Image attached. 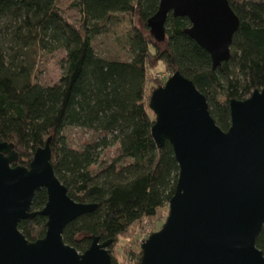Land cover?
Returning <instances> with one entry per match:
<instances>
[{"label": "trees", "instance_id": "1", "mask_svg": "<svg viewBox=\"0 0 264 264\" xmlns=\"http://www.w3.org/2000/svg\"><path fill=\"white\" fill-rule=\"evenodd\" d=\"M228 1L240 27L231 59L214 70L210 54L185 33L191 26L187 18L170 15L166 42L154 40L147 22L160 0H72L79 26L63 16L59 0H0V142L15 145L19 161L13 166L28 167L52 138L51 163L69 196L98 205L65 229V242L79 253L99 237L113 242V264H121L113 255L117 242L133 227L156 219L175 194L180 169L170 143L159 148L154 142L155 115L149 107V85L153 92L164 82L150 80V70L163 62L171 76L179 72L194 82L224 132L231 127V101L264 89V0ZM118 15L131 18L120 35L111 28ZM111 33L127 60L98 53L95 40ZM60 51L65 57L59 83H39V55ZM69 128L89 130L97 139L76 149L67 140ZM114 148L116 157L103 160ZM47 201L46 190L38 192L33 211H42ZM47 222L37 215L20 230L36 242L45 237ZM257 247L264 254V229ZM141 256L142 250L137 264Z\"/></svg>", "mask_w": 264, "mask_h": 264}, {"label": "water", "instance_id": "2", "mask_svg": "<svg viewBox=\"0 0 264 264\" xmlns=\"http://www.w3.org/2000/svg\"><path fill=\"white\" fill-rule=\"evenodd\" d=\"M170 15L187 18L185 33L206 50L216 70L231 59L240 20L228 0H160L147 22L163 44ZM152 137L159 148L173 147L179 166L169 216L142 245L141 264H264L257 240L264 229V89L230 103L231 127L221 130L206 97L181 73L154 90ZM50 138L28 167L15 145L0 142V264H113L110 247L94 237L79 253L64 240L66 227L98 205L74 201L51 163ZM46 190L42 211L36 194ZM37 215L48 219L43 239L30 242L20 230Z\"/></svg>", "mask_w": 264, "mask_h": 264}, {"label": "rangeland", "instance_id": "3", "mask_svg": "<svg viewBox=\"0 0 264 264\" xmlns=\"http://www.w3.org/2000/svg\"><path fill=\"white\" fill-rule=\"evenodd\" d=\"M71 2L72 0H59L58 6L63 16L68 21L76 26H79L80 14L77 10L71 7ZM116 19L119 20L117 22V25H112L111 28L113 33L115 31L120 35L124 33L125 30L129 27L131 18L126 15H118ZM135 25H137L140 30L145 31L144 24L139 20L136 19ZM114 38L115 37L112 33L105 36H99L94 42L98 53L108 59L127 60L128 54L118 48V45L115 42ZM64 57L65 53L62 51L53 55H39V61L36 69L37 80L39 81V83L46 86H53L59 83L63 74L61 62ZM149 76L150 80H163L164 84L171 77L169 72L166 71L163 62L159 63L155 70H150ZM150 90L151 89L149 85L148 94L151 98L153 92H150ZM65 134L67 136L69 144L76 149H80L87 142H91L97 139V136L93 132L80 128H69L66 130ZM116 155L117 149L114 148L106 150L102 156L103 160L110 161L114 157H116ZM168 216L169 207L163 209L158 217L153 221H144L141 224L133 227L132 230L127 233V235L123 236L117 242L113 249V255L121 264H137L136 256H138L141 251V245L144 237L147 235H149L150 237L152 234L159 232L166 223ZM132 252L135 254L134 257Z\"/></svg>", "mask_w": 264, "mask_h": 264}, {"label": "built area", "instance_id": "4", "mask_svg": "<svg viewBox=\"0 0 264 264\" xmlns=\"http://www.w3.org/2000/svg\"><path fill=\"white\" fill-rule=\"evenodd\" d=\"M149 237V235L144 237V240L142 241V244L146 241V239Z\"/></svg>", "mask_w": 264, "mask_h": 264}]
</instances>
